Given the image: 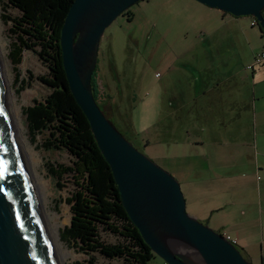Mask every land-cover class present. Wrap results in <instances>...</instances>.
<instances>
[{
  "label": "rangeland",
  "instance_id": "1",
  "mask_svg": "<svg viewBox=\"0 0 264 264\" xmlns=\"http://www.w3.org/2000/svg\"><path fill=\"white\" fill-rule=\"evenodd\" d=\"M0 0V54L5 64V76L10 81L15 94V108L21 117L24 133L27 136L29 150L34 153V167L42 180V200L51 216V222L59 225V240L62 246L63 264H88L87 257L62 237L63 229L71 222L70 204L67 201L69 186L57 187L55 179L48 170L49 163L69 162L65 152H49L41 143L43 135L36 138L30 132L23 108L30 105L35 98L43 99L49 89L41 84L36 75L45 74L47 68L39 58L30 51L21 53V60L15 63L11 53L13 36L10 24L3 19V14H14L11 8ZM201 4L196 0H143L131 6L133 19L120 15L108 26L101 38L97 72L100 84L99 105L104 108L109 119L133 144L161 167L176 177L180 165L177 156L192 155L194 146L191 144L196 136L193 133L195 109L193 97L197 94L198 78L206 79L212 71L202 73L201 70L212 69L214 75L225 72L240 82L246 96L250 98L249 115L237 122L232 133H214L217 139H230L241 143L237 146L240 161L249 157L252 161L262 159L264 154V122L256 124L255 97L253 84L255 77L252 65L255 55L264 51V33L259 25L251 26L250 16L239 17V20L222 21L202 20ZM228 19H232L228 16ZM208 24V25H207ZM209 26V27H208ZM220 29L215 37L227 34L231 29L242 30L241 35L226 37L217 42L220 49L206 52L204 46L215 43V39L205 37L206 29ZM245 30L253 40L249 44ZM202 33H205L204 35ZM220 50V51H219ZM264 66L256 64L254 70ZM264 72V69H263ZM31 74L34 77H31ZM264 75V74H263ZM106 84L104 87L102 81ZM106 88V89H105ZM107 91V92H106ZM107 93V95H106ZM189 105L179 112L178 103L182 100ZM162 104L163 115L159 117L151 112L152 106ZM264 104V99L259 100ZM158 109V108H157ZM154 111V109H153ZM159 119V120H158ZM190 130V131H187ZM233 143V144H234ZM34 148V149H33ZM193 148V149H192ZM33 149V150H32ZM38 158V159H36ZM190 167V164H187ZM262 168V167H261ZM247 173L245 172V175ZM246 197L255 206V212L264 216V188L259 191V182L264 180V169L256 171L249 167ZM182 186V185H181ZM186 192V210L194 214L191 196ZM184 190V191H183ZM189 200H188V199ZM198 218V217H197ZM212 227L208 221L198 218ZM216 230V229H215ZM254 229H249L251 233ZM258 231L260 241L264 244L262 227ZM107 241H115V237L105 234ZM257 244V241H254ZM255 254L258 248L255 246ZM61 250V249H60ZM113 259L97 257V264H118ZM151 264H166L156 257Z\"/></svg>",
  "mask_w": 264,
  "mask_h": 264
},
{
  "label": "water",
  "instance_id": "2",
  "mask_svg": "<svg viewBox=\"0 0 264 264\" xmlns=\"http://www.w3.org/2000/svg\"><path fill=\"white\" fill-rule=\"evenodd\" d=\"M142 0H74L61 30L69 88L109 163L121 200L144 241L166 264H253L226 235L186 210L178 179L108 118L91 79L108 26ZM264 31V0H196ZM1 55V54H0ZM0 264H62L17 127L0 56Z\"/></svg>",
  "mask_w": 264,
  "mask_h": 264
},
{
  "label": "trees",
  "instance_id": "3",
  "mask_svg": "<svg viewBox=\"0 0 264 264\" xmlns=\"http://www.w3.org/2000/svg\"><path fill=\"white\" fill-rule=\"evenodd\" d=\"M73 1L3 2L6 9L14 11L13 15H2L10 24L13 36V61L19 62L21 53L30 51L47 68L45 74L36 75L35 79L46 86L49 93L41 100L35 98L23 108V113L33 138L44 136L41 146L45 150L65 152L70 157L68 163L48 165L57 187L69 186L67 201L71 222L62 231L64 240L84 253L88 264H97L98 256L116 260L118 264H151L159 256L144 241L124 208L112 169L69 88L62 58L61 30ZM126 13L132 20V11L129 9ZM261 32L264 33L262 29ZM97 68L98 64L91 84L98 101ZM105 234L115 237V241H107Z\"/></svg>",
  "mask_w": 264,
  "mask_h": 264
},
{
  "label": "crops",
  "instance_id": "4",
  "mask_svg": "<svg viewBox=\"0 0 264 264\" xmlns=\"http://www.w3.org/2000/svg\"><path fill=\"white\" fill-rule=\"evenodd\" d=\"M200 4L201 7L195 6L200 7L203 14L202 23L203 21L206 23L222 21L221 23H224L225 21L239 20V17L230 13ZM228 16H231L232 19H228ZM250 24L255 26L252 25L251 20ZM206 30L208 34L205 37L211 38L210 40L215 39V43L204 46L206 52H213L216 48L220 49L217 42L226 37L241 35L239 33L242 31L231 29L228 35L221 34L219 37H215L220 29ZM245 35L249 44L252 43L253 40L246 30ZM255 66L256 64L252 68H248L253 69L255 77L253 96L256 105L254 112L256 124H262L264 122V104H259L260 107H258L257 103L264 99V67L254 70ZM207 70L212 71V75H208L206 79L198 78V91L193 97L194 103L191 105L195 109L193 112V133L196 138L191 141L195 149L192 155L177 156L180 165H178L176 178L182 185L181 187L188 190L196 217L208 221L214 229L235 240L253 264H264V244L261 243L259 234H256L258 233L256 228L261 225V233L264 238V216L263 214L259 216L255 212V206L246 197L247 178H245L250 166L253 170L256 166L257 172L264 169V154H262L261 160L259 158L256 160V165L255 161H252L249 166V157L251 156H248L246 161H240L239 156L236 155L239 149L237 146L241 143H234L230 139L216 140L214 138V133L217 132L232 133L236 123L242 122L243 117L249 115L250 98L244 94L240 82L233 75L234 72L231 74L225 72L216 76L209 68L201 70V72L206 73ZM98 77H100V73H98ZM102 84L104 87L106 86L103 81ZM180 99L182 101L177 106L179 112L189 106L185 103V98L181 97ZM157 108L152 106L150 114L152 112L161 117L163 115L162 104L158 103ZM187 164L191 166L188 167ZM262 188H264V180L259 182L260 194ZM184 194L187 197L185 191ZM249 229L254 230L250 233ZM254 241H257V244H254ZM255 246L258 248L256 254Z\"/></svg>",
  "mask_w": 264,
  "mask_h": 264
},
{
  "label": "bare ground",
  "instance_id": "5",
  "mask_svg": "<svg viewBox=\"0 0 264 264\" xmlns=\"http://www.w3.org/2000/svg\"><path fill=\"white\" fill-rule=\"evenodd\" d=\"M2 51V50H0ZM1 56V59H2V55ZM2 65H3V71H4V75H5V64L2 60ZM5 80L7 82V86H8V89H9V95H10V98H11V102H12V108H13V111H14V114H15V119H16V122H17V127L19 129V134L21 136V142L24 146V151L25 153L27 154L28 156V160L30 161V166H31V171H32V176H33V182H34V185L36 187V190H37V194H38V197H39V200H40V203H41V207H42V210H43V213H44V216L48 222V225H49V228L54 236V241H55V244L57 246V249L59 251V255H60V258H61V262L62 264L64 263L63 262V254H62V246H61V242L59 240V225L56 224V223H52L51 222V216L50 214L48 213L47 211V207L45 206V203L43 204V200H42V191H43V188H42V178L40 176V174L37 172V170L35 169L34 167V163H35V156H34V153L32 151L29 150V144H28V139H27V136L25 135L24 133V126H23V123L21 121V117L20 115L18 114V111L16 110L15 108V94L11 88V85H10V81H8L6 79V76H5ZM34 149V148H33ZM32 149V150H33ZM38 159V158H36ZM61 249V250H60Z\"/></svg>",
  "mask_w": 264,
  "mask_h": 264
},
{
  "label": "built area",
  "instance_id": "6",
  "mask_svg": "<svg viewBox=\"0 0 264 264\" xmlns=\"http://www.w3.org/2000/svg\"><path fill=\"white\" fill-rule=\"evenodd\" d=\"M257 19L255 17H251V23L252 25H256L257 24ZM255 64H261L264 65V51H262L261 53L257 54L255 56V61L252 65H249V68H252ZM228 239H230L234 244L236 243L235 240H232L229 236H227ZM264 252V250H263Z\"/></svg>",
  "mask_w": 264,
  "mask_h": 264
},
{
  "label": "flooded vegetation",
  "instance_id": "7",
  "mask_svg": "<svg viewBox=\"0 0 264 264\" xmlns=\"http://www.w3.org/2000/svg\"><path fill=\"white\" fill-rule=\"evenodd\" d=\"M127 12V11H126ZM123 13V15H127V13ZM99 58V57H98ZM98 73V72H97ZM98 83H99V81H98ZM99 89H100V84H99ZM100 94H101V91H100V93H99V97H100ZM99 97H98V99H99ZM103 108V107H102ZM104 109V108H103ZM105 111V110H104ZM106 112V111H105ZM107 113V112H106Z\"/></svg>",
  "mask_w": 264,
  "mask_h": 264
}]
</instances>
